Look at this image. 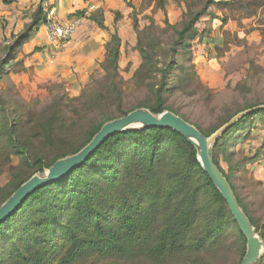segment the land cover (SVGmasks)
<instances>
[{
	"label": "trees",
	"instance_id": "trees-1",
	"mask_svg": "<svg viewBox=\"0 0 264 264\" xmlns=\"http://www.w3.org/2000/svg\"><path fill=\"white\" fill-rule=\"evenodd\" d=\"M255 1L264 4V0ZM219 3L228 4L224 0H204L196 12L187 6L178 26L165 19L174 38L166 49L158 44L154 35L157 26L153 20L139 29L133 14L132 27L137 35L135 49L141 59L133 78L154 80V102L146 106L152 113L169 110L182 117L168 105L167 94L175 87L197 96L205 90L190 62L188 40L198 37L200 43H206L212 39L204 36V29L197 31L194 25L209 14L207 9L211 5ZM156 9L166 13L162 0L156 4ZM87 18L105 28L100 11ZM44 21L45 12L38 5L24 31L17 35L15 46H21ZM6 41L4 38L3 49L7 51L11 46L5 44ZM120 47L121 39L115 31L105 46V59L101 63L106 86L102 85L105 101L100 102L118 101V107L123 91L122 81L117 82L121 79ZM179 55L188 65L177 61ZM157 56L164 61L159 62ZM4 66L0 60V70ZM97 102L98 97L88 90L77 97H60L38 122L35 135L55 147L62 128L78 123L85 113L97 112ZM132 110H120L121 116ZM234 114L211 130L195 127L210 136ZM111 119L114 118L106 117L87 126L78 148L71 152L61 151L48 161L43 156L30 157L27 148L16 143V120L7 118L1 121L0 140L8 143L12 154L20 156L23 166L11 174L5 186L0 187V205L33 174L43 173L44 168L50 167L57 159L78 152ZM262 120L264 109H259L235 122L214 144L212 158L264 242V231L254 225L229 176L220 166L221 152L235 142L239 133ZM72 128L80 132L84 129L77 125ZM246 134L244 132L243 136ZM223 160L229 171L235 170L230 154ZM23 169L26 172L21 173ZM231 232L235 233L240 244L241 260L246 240L223 197L202 169L195 148L181 134L163 127L128 130L110 135L84 163L64 178L36 190L17 211L0 223V264H74L89 257L124 259L134 256L161 264L175 258L187 260L189 253H205L219 247ZM259 264H264V253Z\"/></svg>",
	"mask_w": 264,
	"mask_h": 264
},
{
	"label": "rangeland",
	"instance_id": "rangeland-1",
	"mask_svg": "<svg viewBox=\"0 0 264 264\" xmlns=\"http://www.w3.org/2000/svg\"><path fill=\"white\" fill-rule=\"evenodd\" d=\"M159 1L150 0L151 11L141 17L135 16L139 29L148 25L150 19L153 20L157 26L154 35L158 38V44L166 49L174 38L172 30L165 25V19L169 24L178 26L182 14L188 8L192 12L198 11L204 4V0H162L166 13L156 9ZM224 1L228 4L211 5L207 9L209 14L202 16L194 25L197 31L204 29L206 31L204 36L212 39L207 40L206 43H200L198 37L188 40L191 45L190 62L193 63L194 70L205 90L197 96L188 95L186 90L175 87L167 94L168 105L173 110L178 111L188 123L197 125L205 131L211 130L229 115L234 113L236 115L253 105L264 104V10L255 16L246 15L249 18L242 19L241 10H237L241 6L240 2ZM246 1L251 4L257 3L255 0ZM21 7L22 13L12 22L1 20V26L6 29L7 34L4 38L11 44V48L6 51L3 49V43H0V60L5 64L0 70V97L2 99L0 122L7 118L18 122L15 141L18 145L27 148L30 157L43 156L48 161L61 151L71 152L80 146L84 138L82 132L87 126L106 117H119L121 116L120 110L147 108L146 106L154 102L152 88L154 80L142 81L139 78H133L141 59L135 46L131 47L127 42L124 53L119 59L121 79L117 82L119 84L122 81L123 88L119 107L117 106L118 101H110L107 104L100 102L105 101V94L102 90V85L106 86L103 78L104 71L102 76L92 77L77 94L68 91L63 83H47L41 80L37 85L33 82L31 84V81L37 80L35 78L39 75L31 67L25 66L23 60H15L22 52L23 46L22 44L16 47L15 39L19 33L24 31L38 5L34 8L24 5ZM223 9L232 13L225 14ZM84 11L76 10L77 13ZM89 14L91 13L89 12L86 17ZM133 32L137 41L134 29ZM40 38L42 40V35ZM31 40L32 38L28 39V41ZM41 40L39 45L43 44ZM47 47L45 45V48ZM40 49H35V51H40ZM157 57L159 62L164 61L161 56ZM177 61L188 65L181 55L177 57ZM20 72L28 77L25 84L15 83L12 80L13 73ZM85 90L98 97L96 104L98 111L94 114L85 113L79 118L78 123H70L72 126L77 125L84 128L81 132L74 130L70 125L63 127L62 134L59 136L60 140H56L55 147L49 146L35 135L38 122L49 112L55 100L64 96L77 97ZM244 132L247 134L243 136ZM243 133H239L235 142L233 141V144L221 152L220 166L229 176L254 225L260 231H264V120L256 121L251 128L243 130ZM8 147L4 139L0 140V187L5 186L11 174L20 171L19 169L23 166L20 156L12 154ZM229 154L232 165H235L233 171H229L227 163L223 160ZM46 169L44 168L43 173ZM24 171L25 169L21 173ZM222 243L221 246L207 250L205 253L204 251L189 253L187 260L175 258L161 264H239L240 244L235 233L231 232ZM261 259L257 264L261 262ZM74 264L156 263L143 256H134L124 259L89 257Z\"/></svg>",
	"mask_w": 264,
	"mask_h": 264
},
{
	"label": "crops",
	"instance_id": "crops-1",
	"mask_svg": "<svg viewBox=\"0 0 264 264\" xmlns=\"http://www.w3.org/2000/svg\"><path fill=\"white\" fill-rule=\"evenodd\" d=\"M233 1L240 2L241 6L237 10H241L242 19L255 16L264 10V4H251L246 0ZM149 3L150 0H48V4L56 9L60 17L93 6L94 10L90 13L100 11L103 14L105 28L99 27L95 21L85 17L65 50L59 55L53 56L49 48H45L47 39L43 22L38 30L29 37L32 40L28 41V38L26 43H23L22 52L15 60H23L25 66L31 67L39 75L35 78L37 80L31 81V84L33 82L37 85L41 80L47 83H63L68 91L77 94L81 87L89 83L92 77L103 75L101 63L105 59V46L115 31L121 39L120 57L124 53L126 42L131 47L135 46L136 39L132 28V16L134 14L141 17L150 12L152 6ZM39 4L40 0H20V2L15 3H5L0 0V43H3L4 36H7L6 29L1 26V20L12 22L22 13L21 6H33L34 8ZM222 11L225 14L232 13L226 9ZM38 38L43 42L42 45H39L40 40ZM5 44L11 46L8 41ZM35 49H40V51H35ZM32 50L34 51L32 52ZM27 79L28 77L23 72L12 75V80L15 83L25 84Z\"/></svg>",
	"mask_w": 264,
	"mask_h": 264
},
{
	"label": "water",
	"instance_id": "water-1",
	"mask_svg": "<svg viewBox=\"0 0 264 264\" xmlns=\"http://www.w3.org/2000/svg\"><path fill=\"white\" fill-rule=\"evenodd\" d=\"M259 109H264V105L234 115L213 134L205 136L194 125L169 110L152 113L148 108H136L123 116L105 122L92 139L78 152L57 159L43 174L35 173L24 181L0 205V223L17 211L22 203L36 190L52 181L64 178L69 172L84 163L110 135L128 130L163 127L181 134L195 148L202 169L226 202L233 221L246 240L245 252L239 264H257L264 253V242L238 204L229 182L214 163L212 149L229 127Z\"/></svg>",
	"mask_w": 264,
	"mask_h": 264
},
{
	"label": "built area",
	"instance_id": "built-area-1",
	"mask_svg": "<svg viewBox=\"0 0 264 264\" xmlns=\"http://www.w3.org/2000/svg\"><path fill=\"white\" fill-rule=\"evenodd\" d=\"M5 3H15L19 0H1ZM40 7L45 12L44 25L46 28L47 46L51 55L62 53L71 41L76 30L85 19L86 15L94 10V7L86 9L83 13L73 11L65 17H60L56 9L48 4V0H40Z\"/></svg>",
	"mask_w": 264,
	"mask_h": 264
}]
</instances>
